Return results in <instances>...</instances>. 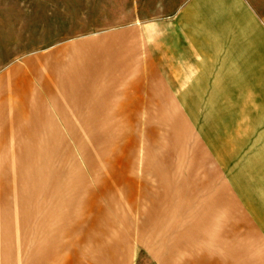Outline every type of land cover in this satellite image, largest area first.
<instances>
[{"label":"rangeland","instance_id":"1","mask_svg":"<svg viewBox=\"0 0 264 264\" xmlns=\"http://www.w3.org/2000/svg\"><path fill=\"white\" fill-rule=\"evenodd\" d=\"M189 2L0 0V264L264 258L232 146L221 168L164 81L140 94L153 26Z\"/></svg>","mask_w":264,"mask_h":264},{"label":"crops","instance_id":"2","mask_svg":"<svg viewBox=\"0 0 264 264\" xmlns=\"http://www.w3.org/2000/svg\"><path fill=\"white\" fill-rule=\"evenodd\" d=\"M170 19L169 32L153 26L160 37L140 94L166 102L150 91L164 81L186 117L201 119L203 138L218 136L221 168L223 142L232 146L234 194L264 247V1L190 0Z\"/></svg>","mask_w":264,"mask_h":264}]
</instances>
